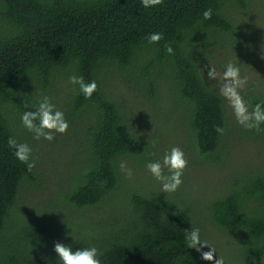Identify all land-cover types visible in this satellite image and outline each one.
<instances>
[{
    "label": "trees",
    "instance_id": "1",
    "mask_svg": "<svg viewBox=\"0 0 264 264\" xmlns=\"http://www.w3.org/2000/svg\"><path fill=\"white\" fill-rule=\"evenodd\" d=\"M256 9L264 14V0H163L149 8L141 0H0V264H62L56 242L73 251L96 247L101 264H212L185 239L199 228L202 241H216L202 232L207 222L231 238L225 264H253V258L260 264L263 166H231L223 185L212 195L199 193L203 198L185 187L177 198L138 191L137 179L120 169L121 162L134 170L163 159L160 136L150 139L141 130L145 106L177 131L170 136L185 141L192 154L185 158L194 164L229 167L235 140L264 141V131L236 122L207 77L208 66L229 49L254 57L251 48L261 40L247 38L236 14L249 18ZM151 33L163 39L150 44ZM70 75L95 80L98 90L86 99ZM240 92L250 110L264 107V79ZM44 96L69 124L59 159L21 124ZM134 97L142 98L139 108L131 105ZM9 137L32 148L31 172L13 155ZM42 153L58 182L48 198L32 202L25 196L42 187L48 170Z\"/></svg>",
    "mask_w": 264,
    "mask_h": 264
},
{
    "label": "clouds",
    "instance_id": "2",
    "mask_svg": "<svg viewBox=\"0 0 264 264\" xmlns=\"http://www.w3.org/2000/svg\"><path fill=\"white\" fill-rule=\"evenodd\" d=\"M141 3L143 7L149 8L161 5L163 0H141ZM211 17L212 9H205L203 18L209 20ZM147 39L150 44L159 43L163 39V33H151ZM166 50L169 54L173 53V49L169 45H166ZM207 77L209 80L217 79V73L213 67L208 68ZM68 79L72 85H79L80 92L86 99H90L93 93L98 90L95 80L86 82L82 75H70ZM247 82V77H241L240 68L233 63H228L221 78L220 95L228 101L239 125L248 131H264L260 127L261 124H264V107L261 104H256L250 110L248 103L241 95L240 90L245 88ZM21 124L28 132L33 134V139L40 140L43 138L49 142L55 139V134H65L69 128L64 113L56 109L47 96L40 100L35 111H26L22 114ZM215 131L222 135L225 129L217 126ZM7 144L9 148L14 149L13 155L15 158L26 165L27 171L31 172L36 166V160L32 156V148L29 144L20 143L15 137H9ZM187 166L188 161L184 152L179 147H172L170 151L164 154L162 161L149 162L146 168L154 179L160 182L163 193H174L183 184L182 177ZM120 169L128 179L132 178L133 170L128 168L125 162L120 163ZM165 169H167L168 174H165ZM185 239L189 248L201 252L203 260L210 261L212 264H225L222 256L216 258V249L206 241L201 240L199 228L188 230ZM204 247H209L210 250L202 251ZM54 251L62 264H101L99 257L102 253L96 247L73 251L70 246H66L62 242H56ZM253 264H257L255 258H253ZM260 264H264V256H261Z\"/></svg>",
    "mask_w": 264,
    "mask_h": 264
},
{
    "label": "rangeland",
    "instance_id": "3",
    "mask_svg": "<svg viewBox=\"0 0 264 264\" xmlns=\"http://www.w3.org/2000/svg\"><path fill=\"white\" fill-rule=\"evenodd\" d=\"M259 7L260 6H257L258 10H260ZM257 9L254 10V12H250L248 14L249 18H247L243 12H239L236 14V20L238 21L239 25H241V23L243 24L247 38L253 37L256 41L258 39L261 40L260 42L257 41V45L254 48H251L255 52L254 57L244 58L241 55L242 51L237 50L236 48L229 49V51H227L228 54L221 55L217 59V61H215V63L210 66L213 67L217 73V79L210 80V86L214 90L219 92L221 78L228 63L237 65L240 68L241 77H247L248 83L251 81L254 83H259L264 79V14L262 12L259 13ZM49 97L53 102H57V100L59 99V95L56 93H51ZM141 99L142 98L140 97H134L131 105L134 104L136 106L135 108H139V101ZM227 107L232 111L231 107L228 104V101ZM148 109L149 107L147 106L143 108L144 115L143 123L140 124V126L142 127L141 130L143 134H146V136H148L150 139H154L160 136L161 141L159 142V144H161V146L159 147V151L161 155L164 156V154L170 151L172 147H179L184 152L186 158L191 157L192 154L187 150L185 141L182 139H178L175 141L173 139V136H170L173 131L174 133H176L177 131L173 130L171 125H168L166 123L160 124V121L155 120L153 115L149 113ZM153 124L154 128H156L160 124V129L158 127L156 129H153ZM38 141L40 145H42V147H52L49 149V151H47V153L51 154L52 157L57 159H59V157L61 156L60 150L66 145L62 144V134L59 133L55 134V139L51 143L47 140H44L43 138ZM60 145L61 147H59V150L57 149V146ZM31 146L33 147L34 145ZM65 148H67V146ZM39 151H41V148L39 149ZM62 152H66V150H62ZM228 153L229 156L227 157V161L225 163L229 167L225 168L218 167V165L211 162L207 163L206 165H201L194 164L192 161L189 162L187 160L188 166L184 170V175L182 177L183 184L180 186L178 191L170 194L177 198L178 195L183 194V187H185L192 195L196 194L199 196V198H203V195L201 194L207 191L210 195H212L213 188H217L223 185L228 176H230L232 173L230 172V170H233L232 168H230L231 166L234 165L235 167H237L238 165H252V167H254L256 165H261L264 167V141L237 139L233 143H231V145H229ZM40 157L44 159V164L48 170H42V172L46 175V179H44V177L42 178V187H40L38 191L33 194V196H25V199L26 197H29L27 199L32 202L38 201L39 198H48V196H50L51 192L54 190L56 182H58V176L56 175L55 171H52L53 167L51 166H53V164L48 162L47 154L42 153L40 154ZM54 166L57 167V165ZM246 170H248V168ZM165 174H168L167 169H165ZM133 176L137 179L136 188L138 189V191L152 193L162 192L160 182L154 179V177L148 172L146 166L145 168H135L133 170ZM202 232L204 234L211 233L212 235H214L213 237L216 239V241H212V243L216 242L214 243V245H212V243L208 241L207 237L204 238V241H206L214 248L216 244V258H218V256H222L225 261V259L227 258V253L225 254V251L229 248H232L231 238L228 235H222L221 232L211 226L209 222L202 225ZM203 249L205 251L210 250L209 247H204Z\"/></svg>",
    "mask_w": 264,
    "mask_h": 264
}]
</instances>
